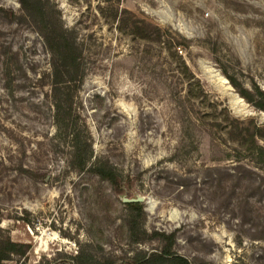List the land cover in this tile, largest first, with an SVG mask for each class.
I'll return each mask as SVG.
<instances>
[{"label":"rangeland","instance_id":"1","mask_svg":"<svg viewBox=\"0 0 264 264\" xmlns=\"http://www.w3.org/2000/svg\"><path fill=\"white\" fill-rule=\"evenodd\" d=\"M40 1L80 50L82 76L55 92L43 38L13 18L24 14L19 0H0V224L32 243L27 264H53L86 242L116 261L159 250V239H129L122 198L136 194L142 230L175 233L173 250L193 264H264V162L255 154L264 110L240 95L264 92V0ZM147 24L171 46L147 38ZM180 57L216 113L186 99ZM67 94L71 117L91 133V161L119 172L120 188L71 167L70 130L54 115ZM214 167L225 171L221 186Z\"/></svg>","mask_w":264,"mask_h":264},{"label":"trees","instance_id":"2","mask_svg":"<svg viewBox=\"0 0 264 264\" xmlns=\"http://www.w3.org/2000/svg\"><path fill=\"white\" fill-rule=\"evenodd\" d=\"M19 1L22 5L24 14L13 16V18L28 22L43 38V43L50 53L52 83L55 92L60 90L61 85L68 87V83L70 81H75L78 74L82 76L80 50L77 48L74 40L68 36L67 31L61 25H56L52 20L46 5L40 0ZM133 25L137 29L142 27L137 21H134ZM147 25L150 30L146 32L147 38H150L151 41H162L171 46L172 42L169 40L170 38H166L164 41L162 40L164 37L160 27L150 24ZM178 62L177 70L181 69V72L186 79V99L188 102L198 101L203 105L207 104L214 106L213 111L216 113L217 107L213 104H217V101L215 102L214 100L211 101L209 99V94L204 89L203 84L194 76L186 62L181 57ZM227 78L234 87H237V83L233 77L227 75ZM76 87H78V85H76ZM240 95L248 102H252L255 106L264 110V92L262 90H258V100H255L253 94L249 91L241 90ZM57 99L58 100L55 101L54 114L56 122L59 128H68L70 130V144L72 148L70 160L71 167L79 171L93 173L99 176L100 179L108 181L114 188H120L122 182L119 172H117L108 162L91 161L93 157L91 133L85 124V128L80 129L76 117H71V94H67L63 98ZM224 111L227 113V120L229 122L231 121L230 125L234 126L233 124H238L237 120L233 118L230 119L229 113L226 109ZM69 119H71L70 124L68 122L70 121ZM216 125L218 126L221 124L217 123ZM237 126L235 127L237 128ZM256 135L257 134L252 135L251 140L256 138ZM255 154L264 162V149L262 147H256ZM21 171H26L34 179L43 176V173H38L25 168H21ZM212 172L216 183L218 186H221L225 179L223 175H221L225 172L224 169L214 167ZM124 204L129 210L124 222L127 226L130 241L132 243H142L146 239L156 238L163 242V245L159 250L152 252L139 251L133 255L125 256L120 261H116L109 256H99L94 245L86 242L79 244L78 250L75 254L62 253L59 258L54 260L53 264H193L190 260L173 250L175 233L167 234L165 232L155 231L151 235H147L146 232L142 230V222L145 218L143 202H125ZM31 249V242L13 240L10 234L7 233L0 224V264H27Z\"/></svg>","mask_w":264,"mask_h":264},{"label":"bare ground","instance_id":"3","mask_svg":"<svg viewBox=\"0 0 264 264\" xmlns=\"http://www.w3.org/2000/svg\"><path fill=\"white\" fill-rule=\"evenodd\" d=\"M223 80H224V82L227 83L226 79L223 78ZM227 89L231 91L230 95L232 96L234 101L244 103L243 99L237 93H235V91H233V89L231 88V86L228 83H227Z\"/></svg>","mask_w":264,"mask_h":264},{"label":"water","instance_id":"4","mask_svg":"<svg viewBox=\"0 0 264 264\" xmlns=\"http://www.w3.org/2000/svg\"><path fill=\"white\" fill-rule=\"evenodd\" d=\"M123 202H142L144 200V196L136 194V197L131 198H122Z\"/></svg>","mask_w":264,"mask_h":264}]
</instances>
